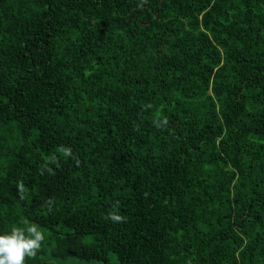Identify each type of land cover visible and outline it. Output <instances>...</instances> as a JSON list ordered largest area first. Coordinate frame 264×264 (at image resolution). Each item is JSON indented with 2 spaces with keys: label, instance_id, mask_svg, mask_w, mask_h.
<instances>
[{
  "label": "trees",
  "instance_id": "16d2710c",
  "mask_svg": "<svg viewBox=\"0 0 264 264\" xmlns=\"http://www.w3.org/2000/svg\"><path fill=\"white\" fill-rule=\"evenodd\" d=\"M23 221L25 264H264V0H0V232Z\"/></svg>",
  "mask_w": 264,
  "mask_h": 264
},
{
  "label": "clouds",
  "instance_id": "9594fccd",
  "mask_svg": "<svg viewBox=\"0 0 264 264\" xmlns=\"http://www.w3.org/2000/svg\"><path fill=\"white\" fill-rule=\"evenodd\" d=\"M154 123L161 127L166 121ZM108 219L118 223L123 218L119 214L110 213ZM44 241L45 234L27 221L0 232V264H25L26 258L37 255Z\"/></svg>",
  "mask_w": 264,
  "mask_h": 264
},
{
  "label": "rangeland",
  "instance_id": "374dc122",
  "mask_svg": "<svg viewBox=\"0 0 264 264\" xmlns=\"http://www.w3.org/2000/svg\"><path fill=\"white\" fill-rule=\"evenodd\" d=\"M53 262L55 264H92V263H88L86 261H82L79 260L76 256H69L66 259H54ZM94 264H98V263H94Z\"/></svg>",
  "mask_w": 264,
  "mask_h": 264
}]
</instances>
